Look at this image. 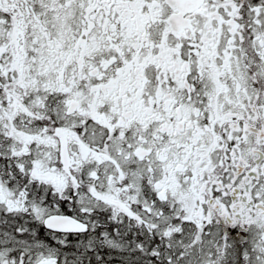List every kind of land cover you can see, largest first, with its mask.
<instances>
[{
    "label": "snow or ice",
    "instance_id": "1",
    "mask_svg": "<svg viewBox=\"0 0 264 264\" xmlns=\"http://www.w3.org/2000/svg\"><path fill=\"white\" fill-rule=\"evenodd\" d=\"M0 264H264V0H0Z\"/></svg>",
    "mask_w": 264,
    "mask_h": 264
}]
</instances>
